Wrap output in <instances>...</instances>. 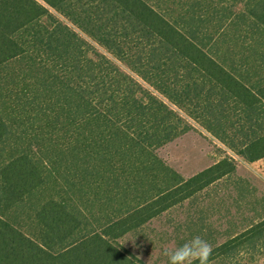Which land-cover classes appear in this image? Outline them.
I'll return each mask as SVG.
<instances>
[{
  "label": "trees",
  "instance_id": "1",
  "mask_svg": "<svg viewBox=\"0 0 264 264\" xmlns=\"http://www.w3.org/2000/svg\"><path fill=\"white\" fill-rule=\"evenodd\" d=\"M177 2L0 0V264H144L118 241L235 165L188 180L165 166L153 150L190 126L164 100L264 157V65L234 64L227 34L242 20L264 32V0L210 5L213 25L204 0Z\"/></svg>",
  "mask_w": 264,
  "mask_h": 264
},
{
  "label": "rangeland",
  "instance_id": "2",
  "mask_svg": "<svg viewBox=\"0 0 264 264\" xmlns=\"http://www.w3.org/2000/svg\"><path fill=\"white\" fill-rule=\"evenodd\" d=\"M150 1L169 15L181 11L176 6L178 0ZM222 3L224 0H204L199 14L205 15V20L213 25L219 16L207 14L214 13L210 5ZM222 10L220 16L228 14L229 5ZM239 24L240 31L233 28L227 33L228 39L241 38L240 47L235 49L239 58H229L234 64L245 65L250 77H257L260 72L257 73L256 68L264 65V32L253 31L246 20ZM100 52L107 55L103 50ZM119 65L131 74L125 66ZM164 101L179 113L190 129L154 149V155L183 180L201 173L225 156L235 162L234 171L128 233L118 244L144 264H165L160 255L162 245L180 244L193 235H200L213 249L209 264H264V157L255 162L247 161L186 113ZM260 123L264 124V113ZM229 136L228 141L238 144L242 141L241 135ZM17 223L27 234L34 235L30 222L21 219Z\"/></svg>",
  "mask_w": 264,
  "mask_h": 264
},
{
  "label": "clouds",
  "instance_id": "3",
  "mask_svg": "<svg viewBox=\"0 0 264 264\" xmlns=\"http://www.w3.org/2000/svg\"><path fill=\"white\" fill-rule=\"evenodd\" d=\"M212 246L200 235H193L183 243L162 245L160 255L165 264H209Z\"/></svg>",
  "mask_w": 264,
  "mask_h": 264
}]
</instances>
